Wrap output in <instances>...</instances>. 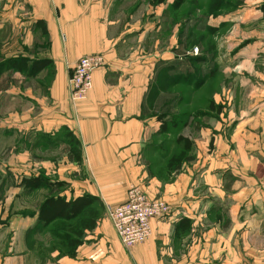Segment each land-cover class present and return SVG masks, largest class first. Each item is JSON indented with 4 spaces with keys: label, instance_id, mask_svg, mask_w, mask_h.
Segmentation results:
<instances>
[{
    "label": "crops",
    "instance_id": "0c3cea01",
    "mask_svg": "<svg viewBox=\"0 0 264 264\" xmlns=\"http://www.w3.org/2000/svg\"><path fill=\"white\" fill-rule=\"evenodd\" d=\"M173 2L0 0V264H264V37L239 51V72L254 76L240 83L238 112L211 99L185 136L150 100L159 67L182 65L176 16L165 28ZM93 54L105 64L73 103V68ZM22 57L46 63L30 76L8 62ZM179 136L192 145L171 164L185 149ZM39 175L65 186L25 185ZM132 185L173 211L152 220L147 242L126 248L108 208ZM52 194L106 206L74 257L39 222Z\"/></svg>",
    "mask_w": 264,
    "mask_h": 264
},
{
    "label": "rangeland",
    "instance_id": "374dc122",
    "mask_svg": "<svg viewBox=\"0 0 264 264\" xmlns=\"http://www.w3.org/2000/svg\"><path fill=\"white\" fill-rule=\"evenodd\" d=\"M263 3L264 0H185L176 15L175 8L166 11L167 30L171 29L170 22L174 25V16L181 25L182 73L176 74L179 67L174 68L173 62L159 67L150 90L151 109L156 114L169 112L174 120L177 116L175 121L182 124L178 131L183 135H192L204 123L205 115L200 112H205L211 99L221 98L225 102L221 108L238 112L246 98L240 83L247 80L245 76H251L239 72V51L255 46L264 37ZM247 59L254 64V58Z\"/></svg>",
    "mask_w": 264,
    "mask_h": 264
},
{
    "label": "trees",
    "instance_id": "16d2710c",
    "mask_svg": "<svg viewBox=\"0 0 264 264\" xmlns=\"http://www.w3.org/2000/svg\"><path fill=\"white\" fill-rule=\"evenodd\" d=\"M166 0H152L153 4L161 3ZM185 0H174L173 8H179ZM264 13V3L262 4ZM11 66L19 68L30 76L36 75L44 66V62L35 61L31 65L25 57L20 59H12L8 61ZM209 107L214 109L216 106L210 102ZM217 109H221L219 106ZM218 110V111H219ZM206 112H200L205 114ZM178 142L184 144V151L177 158L171 160V164L175 161L182 160L187 151L191 148L192 142L184 137L179 136ZM25 185L31 189H37L42 186L61 189L65 186L63 182H50L46 177L39 175L26 179ZM104 204L98 198L86 194L68 200L59 194H52L45 198L39 209V222L43 226L51 227V233L55 238V247H57L63 255L74 257L79 245L83 243V238L87 230H91L96 226L97 219L103 212ZM106 210V206H105Z\"/></svg>",
    "mask_w": 264,
    "mask_h": 264
},
{
    "label": "built area",
    "instance_id": "2783aa9c",
    "mask_svg": "<svg viewBox=\"0 0 264 264\" xmlns=\"http://www.w3.org/2000/svg\"><path fill=\"white\" fill-rule=\"evenodd\" d=\"M104 64L103 54L83 56L77 61L69 80L73 103L88 96L93 73ZM172 211L171 204L163 198H150L140 186L132 185L123 202L108 208V216L120 241L126 248H132L152 237L153 219L169 216Z\"/></svg>",
    "mask_w": 264,
    "mask_h": 264
}]
</instances>
